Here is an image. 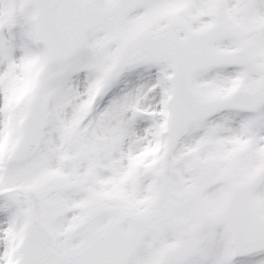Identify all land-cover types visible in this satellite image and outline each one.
Returning a JSON list of instances; mask_svg holds the SVG:
<instances>
[{
	"label": "snow or ice",
	"instance_id": "1",
	"mask_svg": "<svg viewBox=\"0 0 264 264\" xmlns=\"http://www.w3.org/2000/svg\"><path fill=\"white\" fill-rule=\"evenodd\" d=\"M0 264H264V0H0Z\"/></svg>",
	"mask_w": 264,
	"mask_h": 264
}]
</instances>
